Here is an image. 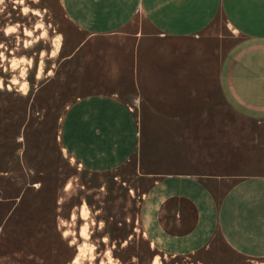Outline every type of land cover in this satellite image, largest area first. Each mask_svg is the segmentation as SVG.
Here are the masks:
<instances>
[{"label":"rangeland","instance_id":"1","mask_svg":"<svg viewBox=\"0 0 264 264\" xmlns=\"http://www.w3.org/2000/svg\"><path fill=\"white\" fill-rule=\"evenodd\" d=\"M140 21L117 34L90 36L70 21L60 0H0V90L16 94L15 104L27 117L42 120L40 129L49 135L41 141L50 156L59 155L62 173L56 228L46 239L15 244L8 243L10 229L0 225V264H264V257L237 254L219 234L200 250L170 254L144 233L143 200L164 173H264V119L239 115L221 96V61L240 37L225 20L191 38L163 36ZM137 29L144 34L141 99L128 92L126 76H117V67L131 58L127 48ZM112 88L132 96L141 110V135L124 162L92 170L62 145V115L79 96ZM180 112L189 114L176 117ZM33 127L25 139L26 127L19 126V153L24 144L36 145ZM19 181L23 187L41 185Z\"/></svg>","mask_w":264,"mask_h":264},{"label":"crops","instance_id":"2","mask_svg":"<svg viewBox=\"0 0 264 264\" xmlns=\"http://www.w3.org/2000/svg\"><path fill=\"white\" fill-rule=\"evenodd\" d=\"M60 2L70 21L90 36L117 34L141 20L139 23L146 22L163 36L191 38L225 20L240 37L221 61V96L239 115L264 119V0ZM142 31L133 32L135 38L127 48L131 58L125 67H117V76H126L132 86L128 92L137 95L144 83L139 59ZM130 98L112 88L81 95L71 102L60 124L66 151L92 170H108L128 159L142 128L141 110ZM185 113L189 114L180 112L176 117ZM142 223L152 244L170 254L200 250L219 234L237 254L264 257V173L239 177L203 171L164 173L146 193Z\"/></svg>","mask_w":264,"mask_h":264},{"label":"trees","instance_id":"3","mask_svg":"<svg viewBox=\"0 0 264 264\" xmlns=\"http://www.w3.org/2000/svg\"><path fill=\"white\" fill-rule=\"evenodd\" d=\"M17 98L12 92L0 90V225L10 229L8 243L15 244L37 237L46 239L50 229L56 228L54 204L62 179L59 155L50 156L49 145L41 141L47 140L49 132L41 131L42 120L27 117L25 109L16 106ZM21 124L26 127L25 139L29 126H36L31 135L36 145L30 148L24 144L19 153L16 137ZM33 179L41 181L36 189L19 185V180L29 183Z\"/></svg>","mask_w":264,"mask_h":264}]
</instances>
